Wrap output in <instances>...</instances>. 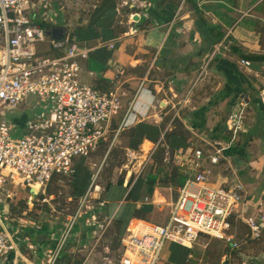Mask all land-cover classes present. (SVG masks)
<instances>
[{"label": "built area", "instance_id": "1", "mask_svg": "<svg viewBox=\"0 0 264 264\" xmlns=\"http://www.w3.org/2000/svg\"><path fill=\"white\" fill-rule=\"evenodd\" d=\"M66 2L0 0V264L11 255L12 264H89L91 252L84 259H76L77 253H86L89 248L93 251L111 225V219L104 215L105 202L93 198L102 192L96 185L98 173L64 223L35 224L32 219L14 218L11 214V205L17 197L13 189L45 194L55 177L61 179L59 182L72 180L77 174L78 158L89 159L111 133L109 149L114 147L126 128L127 118L116 129L112 128L113 121L121 115L124 102L130 115L147 82L144 78L133 96L128 95L119 76L109 91L84 84L80 62L89 58L92 49L70 38L67 31L62 38L51 35L59 27L58 19L65 13ZM150 8V4H145L136 15L147 20ZM46 42L55 55L40 54L37 45ZM223 44L206 58L198 80L205 77ZM239 64L247 69L253 67L247 60H240ZM194 89L192 86L184 103ZM29 99L44 103L49 110L35 116L26 133L17 136L6 120V111L20 108ZM179 105L174 118L180 119L182 104ZM247 115L248 104L243 100L233 107L227 120L229 139L225 144L206 142L174 153L172 160L166 153L165 161L186 177L166 223H130L127 235L120 239L119 258L111 262L107 257L108 264H164L161 256L166 241L192 250L200 236L228 243L230 254L221 264H234L233 253L248 243L237 242L228 234L234 213L246 202V190L238 180L231 151L247 133ZM160 143H164V132ZM215 167L231 171L234 178L220 188L210 186ZM92 199L96 201L94 205ZM29 206L33 207V203ZM241 221L249 230V239L264 238L263 214ZM187 261L191 263V257Z\"/></svg>", "mask_w": 264, "mask_h": 264}, {"label": "crops", "instance_id": "2", "mask_svg": "<svg viewBox=\"0 0 264 264\" xmlns=\"http://www.w3.org/2000/svg\"><path fill=\"white\" fill-rule=\"evenodd\" d=\"M81 2L67 0L57 28H65L76 42L92 49L89 58L80 62L82 82L93 87L104 82L113 87L119 76L128 95L133 96L144 78L147 80L130 115L124 102L121 115L112 123V127L118 126L127 118L120 138L125 149L139 154L140 162L150 158L163 133L164 116L169 111L175 113L180 103V115H185L180 119L195 142L190 145L171 137L168 148L177 153L206 142L225 144L227 120L233 107L243 100L252 118L246 120L247 133L231 151V160L246 190V202L233 218L264 215V183L257 168L264 158L250 153L258 142L264 146V0H96L99 3L85 20L79 14ZM145 4L151 5L149 18L135 21ZM97 9L100 13L95 17ZM222 42L225 44L215 54L207 74L198 80L206 58ZM39 52L48 56L50 45L48 51ZM240 60L250 61L253 67L244 68ZM192 86L193 95L184 103ZM36 105V100L29 99L20 108L6 111V120L17 136L25 134L28 123L40 114ZM165 109L169 111L164 114ZM170 129L169 124L166 130ZM212 171L209 185L215 188L234 178L231 171L217 167ZM128 179L123 181L128 191L115 211L105 200L108 191L103 196L104 215L111 219L112 229H116V219L126 202L131 208L120 218L128 221L127 227L134 221L166 223L178 188L158 186L152 196H146L144 178L138 175L130 186ZM135 210L143 212L145 218H134ZM245 248L246 252L239 253L240 264H264V249L255 253L249 245ZM13 258L11 255L3 264H12Z\"/></svg>", "mask_w": 264, "mask_h": 264}, {"label": "rangeland", "instance_id": "3", "mask_svg": "<svg viewBox=\"0 0 264 264\" xmlns=\"http://www.w3.org/2000/svg\"><path fill=\"white\" fill-rule=\"evenodd\" d=\"M81 1L83 6L80 7L79 14L80 17L85 20L94 10V6L99 2H96V0ZM99 13L100 10L97 9L95 17H98ZM37 48L42 51H48L49 43L46 42L44 44H39L37 45ZM35 109L39 114L41 112L48 111L49 107L44 103H39L35 106ZM250 112L247 115V120L252 118ZM122 135L123 133H121V135L118 137V140L113 147V150L115 151L110 155V157L106 158L107 153L105 156H100L98 151L89 159L83 157L78 158L76 162L77 174L72 184L67 180L65 182L50 184L45 191V194H35V192L28 193L27 191H23L20 188L13 189V191L17 193V197L14 199L13 204L11 205L12 217H22L26 219L29 218L34 220L35 224H45L48 221H51V223H64L68 219V216L75 212L81 199L87 193L89 186L97 173L98 179L96 181V185L102 188V192L99 194H94L93 198H103L106 185L115 181L116 183L111 185L105 198L107 203L110 205L111 211H115L119 206V201L124 199L128 191L118 182L120 180L124 181L125 179L129 178L128 180L129 182L131 181V185L138 175L147 173L152 169V161L150 158L140 162L142 161V158H140L139 154H135V152L131 153L125 149L120 140ZM126 136L128 135L126 134ZM108 139L112 141V133L108 135ZM175 147L177 148L178 146ZM250 153L253 157H257L259 154L264 158V146L258 142L252 148ZM257 168L260 172V180L262 183H264V163ZM135 189H138V185ZM49 191L56 195L48 196ZM44 198H46V200H43ZM95 202L96 201L92 199L93 205ZM29 203H33V207L30 208ZM126 203L125 205L121 206V211L116 219V222H124L120 216L124 213L125 209L131 208L130 206H127ZM233 222L234 228L232 233L235 235L243 234L245 232V228L238 227V225L236 226V223L239 221L234 220ZM127 224L128 221L124 222L123 228L121 229V235L123 237L127 235L125 230ZM109 229H112V225L109 226L105 234L102 236L100 242L95 245L93 251H91L89 248L88 252L86 253H77L75 258L84 259L87 253L91 252L89 264H108L106 259L107 257L111 262H114L116 259H118V248L112 253H110L107 249V246L111 244L110 237H107ZM45 239L46 238H43L44 241ZM228 246L229 244L225 241L205 236L199 237L197 244L192 250L182 247L172 241H166L163 247L162 257L166 264H184L188 262L187 260L190 257L193 264H219L224 255L230 254V249H228ZM243 251L246 252L247 249L245 248ZM239 253H241V251L233 253L234 264H240Z\"/></svg>", "mask_w": 264, "mask_h": 264}, {"label": "trees", "instance_id": "4", "mask_svg": "<svg viewBox=\"0 0 264 264\" xmlns=\"http://www.w3.org/2000/svg\"><path fill=\"white\" fill-rule=\"evenodd\" d=\"M70 38H73L72 34H70ZM55 54L56 53L51 51V55H55ZM95 88L100 91H109L112 88V86L104 82H97V84L95 85ZM168 111L169 109H165L164 114ZM182 117H185V115L181 114L180 118ZM169 124L171 125V129L166 130V127ZM116 128L117 126L113 127V129H116ZM161 130L164 132V143L158 144V146L156 147V149L154 150V152L152 153L150 157L152 161V169L149 172L140 175L145 180V195L146 196H152L156 187L158 186H162V187L172 186L175 188H180L181 186H183V184L186 181V177L179 172L177 167H174L171 165V163H168L165 161L167 152L169 153L171 160L173 159V155H174V150L171 148H168L169 139L171 137H178V138L183 139L186 143L190 145L195 142L191 133L184 127V124L181 121V119L176 118V117L174 118L173 111H169L168 114L164 116L163 122L161 124ZM228 139H229V134H228ZM110 142L111 141L108 139L106 142L101 143V146L98 150L100 156H105V154L107 153L106 155V158H107V157H110V155L114 153L115 150H113L114 149L113 147L109 149ZM74 179L75 177L72 180H67V181H69V183L72 184ZM59 181H61V179L55 177L52 180L51 184L58 183ZM63 181L65 182L66 180H63ZM118 183L120 185H123V180H120ZM130 183L131 181L128 183V186L130 185ZM111 185L112 183H108L105 187V190L108 191ZM52 195H56V194L49 191L48 196H52ZM129 197H130V194L127 196V199H129ZM99 202H104L103 198H100ZM134 218L144 219L145 214L141 212L140 210H135ZM233 221H234V218H232V228L228 232V234L233 236L235 241L240 242V243L247 242L249 247L255 250V253H258L260 250L264 249V238L258 239V240L249 239L248 237L249 230L241 220H238L239 222L236 223V226L238 225V227L245 228V232L239 235H235L234 233H232V230L234 228ZM116 223L118 224L115 229L116 231L113 229H109L107 233V237H110V241H111V244L107 246L110 253H112L119 247V242L122 236L120 232L123 227L122 222L118 221ZM245 247H246L245 245H242V247L240 248V251H243ZM228 249H230L229 246H228ZM186 264H193V262L186 263Z\"/></svg>", "mask_w": 264, "mask_h": 264}, {"label": "water", "instance_id": "5", "mask_svg": "<svg viewBox=\"0 0 264 264\" xmlns=\"http://www.w3.org/2000/svg\"><path fill=\"white\" fill-rule=\"evenodd\" d=\"M134 20L137 21L138 16H136ZM64 33H65V28H54L51 32V35L53 36V38L58 39V38H62L64 36Z\"/></svg>", "mask_w": 264, "mask_h": 264}, {"label": "bare ground", "instance_id": "6", "mask_svg": "<svg viewBox=\"0 0 264 264\" xmlns=\"http://www.w3.org/2000/svg\"><path fill=\"white\" fill-rule=\"evenodd\" d=\"M165 106V105H164Z\"/></svg>", "mask_w": 264, "mask_h": 264}]
</instances>
